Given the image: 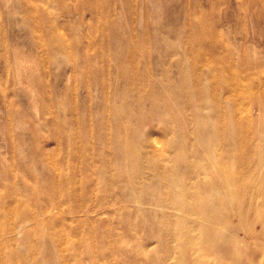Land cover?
Wrapping results in <instances>:
<instances>
[{"label": "rangeland", "instance_id": "1", "mask_svg": "<svg viewBox=\"0 0 264 264\" xmlns=\"http://www.w3.org/2000/svg\"><path fill=\"white\" fill-rule=\"evenodd\" d=\"M130 60L147 82L128 81ZM196 60V88L224 86L223 110L249 140L232 184L201 188L191 213L166 200L157 173L176 157L167 143L187 146L193 129L167 134L149 92L165 110L171 84L181 103ZM212 102L198 114L216 119ZM174 113L203 121L193 107ZM117 120L143 165L118 157ZM177 226L200 245L185 264H264V0H0V264H178Z\"/></svg>", "mask_w": 264, "mask_h": 264}, {"label": "bare ground", "instance_id": "2", "mask_svg": "<svg viewBox=\"0 0 264 264\" xmlns=\"http://www.w3.org/2000/svg\"><path fill=\"white\" fill-rule=\"evenodd\" d=\"M201 24V18L192 22V25L195 29H199L197 28V26H200ZM192 41L196 42L197 38L192 37ZM138 46H141V44H133L129 47V50L132 47L131 56H134L135 53H137ZM192 46L195 45L193 44ZM173 48H176L175 50L177 52L179 51L176 46H174ZM202 54L203 52H198L199 57H201ZM242 60L246 62L247 66L251 64V62L245 58H243ZM242 63L244 62L242 61ZM199 65L200 62H198L197 60L192 62L188 61L186 63V66L184 68L186 77L183 75L181 77V103L178 99H176V101L170 99L172 94L175 93V88L171 84L166 86L165 101L167 105L165 110L158 109L157 104L160 100L159 96H156L152 92V90L149 92L150 97H152L156 102L152 109V113L155 115L157 114V116H159L160 119L164 122L167 134H173L174 136H176L177 134L180 135L183 132L182 135H186L184 134L185 131H188L189 133H187L191 134V129H193L194 136L192 135V138L189 136V141L186 139L187 146H183L182 144L178 143H167L166 149L175 152L176 157L171 160L173 164H162V167L158 166L159 172L157 173V179L163 182L167 187L166 189L168 191L166 200L177 205V207H179L180 209H184L187 212L191 213L201 212L196 203L198 199H205L206 194L202 193L203 191H201V188H209L212 184L216 183L230 186L234 180L230 178L227 173L229 170V166H231V164H234L235 162L244 165L248 163V128L242 123L237 125H233L230 123L229 113L227 112V110H225L224 112L222 100L219 97V90L224 89V86H221L219 89L214 91H210L209 88L204 87V85H202L200 89L196 88L197 80L194 73L196 67H198ZM188 66L189 70H187ZM129 67L130 69L126 67L123 70L129 82L141 80L142 83L139 85L147 82L145 81V74L142 71L137 72L139 70L136 71L131 60L129 63ZM207 96H210L211 99L213 98V110L217 109V114L219 113L216 119L212 114L209 116H200V114H198V112L200 111H197V106H199L200 108L202 104H205V99ZM175 104L181 105L182 107H193L194 113L198 114L203 121H198L195 118L196 122L193 124V122L189 121L188 119L184 120L183 117L181 120V117L175 115L174 113ZM180 110L182 109L180 108ZM129 112L130 111H125V115L127 114L126 117H129ZM211 120L213 122H211ZM117 121L118 123L116 124V126H114L115 130L127 133L125 138L123 137L122 140L116 141L114 145L115 150L118 153V157L120 158V156H123L124 158L128 159L129 162L132 163V165L137 167L138 165H140V163L143 162V157L140 159V146L137 144V141L131 137L128 121ZM192 124L193 126L191 128ZM236 130V137L238 136V140H234L232 136L233 131ZM196 145L200 146V150L195 149ZM229 145H233L231 149H234L233 151L237 152V158L231 156ZM189 156H195L196 158L194 157L195 159H190ZM167 161L170 162V159L165 160V162ZM184 163H186L187 169L182 172L179 170V168ZM150 164H152V162H149V165ZM149 165L148 168L154 170ZM114 169L115 173L120 178L121 176L119 174L122 173L118 161L114 162ZM203 173L206 174V176H208L207 178L211 180L197 181L190 185L192 174L196 175L197 179ZM132 179L133 178L131 175L127 176L126 178L128 182L132 181ZM177 228L178 233L174 235L173 238L175 241H178V243H181L182 245L180 246V253L178 255L175 253L174 254L177 257L178 264H185L184 260H187L188 256L190 257L195 252L197 253V250L200 249V245L197 239L194 237L189 238L187 242L184 243L186 234L182 232L181 226H177ZM164 254V258H167L169 256L168 253ZM205 261L207 262L206 257L204 256V254H201V257L199 258V261L197 263L206 264Z\"/></svg>", "mask_w": 264, "mask_h": 264}]
</instances>
